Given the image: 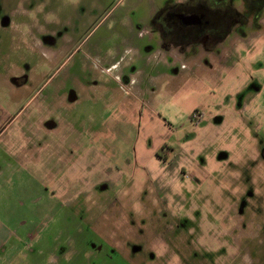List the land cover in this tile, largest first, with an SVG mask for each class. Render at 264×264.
I'll use <instances>...</instances> for the list:
<instances>
[{
	"label": "rangeland",
	"instance_id": "374dc122",
	"mask_svg": "<svg viewBox=\"0 0 264 264\" xmlns=\"http://www.w3.org/2000/svg\"><path fill=\"white\" fill-rule=\"evenodd\" d=\"M166 2L0 0V264H264V31L196 66Z\"/></svg>",
	"mask_w": 264,
	"mask_h": 264
},
{
	"label": "flooded vegetation",
	"instance_id": "af4514ba",
	"mask_svg": "<svg viewBox=\"0 0 264 264\" xmlns=\"http://www.w3.org/2000/svg\"><path fill=\"white\" fill-rule=\"evenodd\" d=\"M8 24L9 19L0 16V26ZM152 24L158 30L164 50L191 57L196 66L213 70L215 65L212 62L217 64L227 57L229 60L230 53L223 51L234 47L236 43L232 41L244 46L257 36L258 31H264V0H167ZM184 66L181 64L182 68ZM20 68L22 71V62ZM10 81L19 88L22 98V85L27 77L22 72L15 73ZM123 81L125 84L129 82L126 77ZM49 97L45 103L51 106H65L77 99L71 88L66 93L64 90L53 91ZM47 125L54 128L51 122ZM243 247L250 248L247 244Z\"/></svg>",
	"mask_w": 264,
	"mask_h": 264
},
{
	"label": "crops",
	"instance_id": "0c3cea01",
	"mask_svg": "<svg viewBox=\"0 0 264 264\" xmlns=\"http://www.w3.org/2000/svg\"><path fill=\"white\" fill-rule=\"evenodd\" d=\"M13 235L15 234H13L12 230L0 222V252H6L9 244L11 243V237Z\"/></svg>",
	"mask_w": 264,
	"mask_h": 264
}]
</instances>
